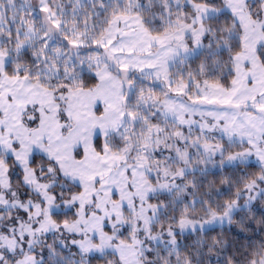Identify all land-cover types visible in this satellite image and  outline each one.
<instances>
[{
  "label": "snow or ice",
  "instance_id": "snow-or-ice-1",
  "mask_svg": "<svg viewBox=\"0 0 264 264\" xmlns=\"http://www.w3.org/2000/svg\"><path fill=\"white\" fill-rule=\"evenodd\" d=\"M0 264H264V0H0Z\"/></svg>",
  "mask_w": 264,
  "mask_h": 264
}]
</instances>
